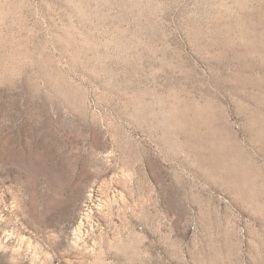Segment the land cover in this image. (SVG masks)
I'll use <instances>...</instances> for the list:
<instances>
[{
    "label": "rangeland",
    "instance_id": "rangeland-1",
    "mask_svg": "<svg viewBox=\"0 0 264 264\" xmlns=\"http://www.w3.org/2000/svg\"><path fill=\"white\" fill-rule=\"evenodd\" d=\"M0 264H264V0H0Z\"/></svg>",
    "mask_w": 264,
    "mask_h": 264
}]
</instances>
